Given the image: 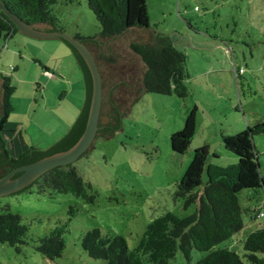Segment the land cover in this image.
Segmentation results:
<instances>
[{
  "label": "rangeland",
  "instance_id": "374dc122",
  "mask_svg": "<svg viewBox=\"0 0 264 264\" xmlns=\"http://www.w3.org/2000/svg\"><path fill=\"white\" fill-rule=\"evenodd\" d=\"M147 27H131L102 40V50L112 61L98 60L103 85V105L98 121H107L111 107L107 90L115 85L114 105L120 115L112 138L95 135L91 146L75 160L81 177L95 196L83 202L70 192L38 193L21 190L0 196L1 205L27 223V242H0V264H105L80 247L81 229L100 227L122 235L129 247L136 244L146 223L165 210L184 215L174 199V183L181 177L193 150L207 145L211 158L230 163L220 134H234L246 125L264 122V0H145ZM51 14L63 32L95 36L99 25L85 0H53ZM39 28L44 27L39 24ZM167 37L185 55L187 94H157L141 90L144 69L129 43L152 42ZM93 52L96 48L92 47ZM0 75L14 86L12 111L0 135L9 155L29 146L47 148L64 134L82 102L83 80L69 48L57 37L36 38L21 32L0 40ZM195 107V126L183 154L171 150L169 136L180 130L185 115ZM259 173L264 177V134L252 137ZM239 194L241 206L259 207L254 218L241 210L243 224L228 238L213 245L235 251L243 264L241 242L245 234L264 222L262 198ZM69 205L76 207L63 232L64 247L54 258L34 249V239L44 234L54 219L65 220ZM206 251L191 249L189 262ZM264 256V253H259ZM154 264V263H151ZM167 264H188L179 249Z\"/></svg>",
  "mask_w": 264,
  "mask_h": 264
},
{
  "label": "trees",
  "instance_id": "16d2710c",
  "mask_svg": "<svg viewBox=\"0 0 264 264\" xmlns=\"http://www.w3.org/2000/svg\"><path fill=\"white\" fill-rule=\"evenodd\" d=\"M52 2L53 0H0L11 13L37 29H40L37 24H45L48 27L43 30L63 31L51 14ZM85 3L95 16L99 32L95 36L74 33L73 37L79 38L88 47L97 67V61L100 59L112 61L110 56L103 53L102 40L131 27H147L145 0H85ZM16 32L19 30L0 9V40L5 42ZM92 47L96 48L95 52ZM129 48L144 65L140 78L142 91L175 94L178 97L187 94L184 85L187 78L185 55L176 49L167 37L158 36L152 42L129 43ZM71 55L74 57L72 52ZM76 64L80 70L77 61ZM13 90L10 77L0 75V133L12 111L10 97ZM82 106L69 128L57 140L71 129ZM109 111L106 127L115 130L119 127V117L122 114L112 104ZM194 126L195 107L185 115L182 128L169 136L173 152L183 154L187 150ZM260 133L264 134V122L246 125L234 134H220L223 148L234 156L230 163L221 164L212 160L211 158H216L217 155H209L205 144L193 150L190 161L181 177L174 183L172 191L173 198L180 199L183 208L192 206L190 212L178 215L165 210L156 215L146 223L132 247H129L126 239L118 233L102 230L98 226L81 229L78 232L80 247L89 257L103 259L105 264H167L176 249L180 250L188 264H243L235 251L227 247L213 248V245L241 228L242 209L251 212L252 218L259 213V207L240 205L238 197L243 189L247 191V198H262L264 204V177L259 173L256 150L252 142L253 135ZM0 146L9 163H18L30 150L49 147L38 148L31 145L19 155H9L1 135ZM85 153L86 151L82 155ZM32 189L38 193H49L50 190L70 192L80 197L83 202H91L95 196L90 183L81 177L73 161L44 170L35 179L11 193ZM75 211L76 207L69 205L65 220L54 219L52 226L33 240L34 249L39 254L47 258L61 255L64 247L62 234ZM26 230L27 223L20 221V215L9 210L7 204L1 205L0 242L13 245L18 250L19 244L27 242ZM241 246L245 258L251 264H264V256L259 255L264 253V222L245 234ZM191 249L203 250L206 253L189 262Z\"/></svg>",
  "mask_w": 264,
  "mask_h": 264
},
{
  "label": "water",
  "instance_id": "95a60500",
  "mask_svg": "<svg viewBox=\"0 0 264 264\" xmlns=\"http://www.w3.org/2000/svg\"><path fill=\"white\" fill-rule=\"evenodd\" d=\"M0 9L19 32L36 38H60L71 50L81 70L84 85L82 110L71 129L47 149L30 150L18 163H9L0 146V196L16 191L35 179L44 170L75 160L92 143L95 134L112 138L109 127H98L101 106V77L95 59L79 39L61 30L37 29L19 19L0 3ZM1 114V110H0Z\"/></svg>",
  "mask_w": 264,
  "mask_h": 264
},
{
  "label": "flooded vegetation",
  "instance_id": "af4514ba",
  "mask_svg": "<svg viewBox=\"0 0 264 264\" xmlns=\"http://www.w3.org/2000/svg\"><path fill=\"white\" fill-rule=\"evenodd\" d=\"M101 86H102V93H101V98H103V85H102V83H101ZM114 89H115V86L114 85H110L109 87H108V90H107V94H108V101H109V103L110 104H112V105H114V99H113V91H114ZM109 113H110V111H109ZM109 113L107 114V116L109 117ZM108 117H107V121L106 122H104V123H101L100 121H98V127H106L107 126V122H108ZM95 135H97V134H95ZM90 146H91V144H90ZM89 146V147H90ZM89 147L87 148V150L89 149Z\"/></svg>",
  "mask_w": 264,
  "mask_h": 264
},
{
  "label": "crops",
  "instance_id": "0c3cea01",
  "mask_svg": "<svg viewBox=\"0 0 264 264\" xmlns=\"http://www.w3.org/2000/svg\"><path fill=\"white\" fill-rule=\"evenodd\" d=\"M37 25H39V24H37ZM41 25H43L44 27H42V28H40V29H46L48 26L47 25H45V24H41ZM38 27V26H37ZM39 28V27H38ZM83 101H84V87H83V97H82V102H81V104L80 103H78V104H74V107H76L75 108V111H76V113H75V117H74V119L76 118V116H77V114L79 113V110H80V108H81V106H82V103H83ZM71 124H69L68 125V127L66 128V130L69 128V126H70ZM66 130H65V132H66ZM64 132V133H65ZM228 158H230L231 160H234V156L233 155H228L227 156Z\"/></svg>",
  "mask_w": 264,
  "mask_h": 264
}]
</instances>
